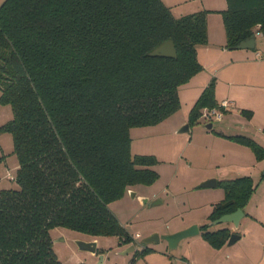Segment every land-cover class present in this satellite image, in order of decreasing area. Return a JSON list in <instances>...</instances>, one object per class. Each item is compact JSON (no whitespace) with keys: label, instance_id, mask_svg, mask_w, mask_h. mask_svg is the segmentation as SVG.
<instances>
[{"label":"trees","instance_id":"obj_1","mask_svg":"<svg viewBox=\"0 0 264 264\" xmlns=\"http://www.w3.org/2000/svg\"><path fill=\"white\" fill-rule=\"evenodd\" d=\"M221 13L226 47L264 35V0H227ZM207 38L206 11L175 17L162 0L0 3V103L12 110L0 133L12 136L17 159L16 187L0 190V264H63L51 247L54 227L134 243L108 204L159 174L154 155L131 151L130 129L180 108L178 88L202 69L197 46ZM168 39L175 58L149 55ZM214 91L212 79L189 125L203 108L219 107ZM228 137L264 158V147L249 137ZM219 184L225 195L209 221L243 210L255 189L246 175ZM228 225L203 224L201 235L220 248L232 233Z\"/></svg>","mask_w":264,"mask_h":264},{"label":"rangeland","instance_id":"obj_2","mask_svg":"<svg viewBox=\"0 0 264 264\" xmlns=\"http://www.w3.org/2000/svg\"><path fill=\"white\" fill-rule=\"evenodd\" d=\"M2 1L0 0V3ZM164 1L172 5V13L176 17L204 10L207 12L209 21L215 19L213 17L220 20L221 9L227 7V0ZM256 37L259 40L262 39L260 33H257ZM229 51L244 50L234 48ZM246 90L255 91L251 87H247ZM237 109L235 108V111H238ZM225 113L223 111L222 115ZM241 115L237 114L236 117L244 120V116L245 120L247 119L245 113ZM253 116L255 120L260 117L258 108H255ZM11 117V107L0 103V125ZM220 119H206L200 115L196 123L189 125L188 131H180L188 122L180 124L179 120L175 121L174 116L156 124L136 126L130 129L131 151L134 154L154 155L156 163L152 168L158 172L159 176L151 184H137L127 189L120 198L108 204L111 212L126 230L133 237L138 236L134 241L138 251L121 253L127 246L121 244L117 237L101 236L97 239V257L99 260V253L104 254L102 264H148L144 259L147 253H153L156 264H170L173 261L174 264H180L181 261H184L180 254L192 236L182 239L175 248H170L163 236L170 234L174 227L190 220H196L201 225L208 224L210 222L208 215L213 203L224 198V188L221 184L214 187H199L202 181L198 180V174L204 172L205 167H202L203 161L195 157L192 152L197 142V127L206 130L205 125L211 122L213 127L217 128L224 123ZM12 147V136L7 132L0 133V190L16 187L15 180H11L7 176L8 173L14 176L17 170V159ZM260 174L264 177V168ZM142 198H146L147 201L144 203ZM156 199H160L161 202L151 205L150 203ZM223 225L224 223H219L208 226V228L217 229ZM243 228L244 224H239L237 229L242 230ZM153 233H158L161 236L160 241L145 245L142 240ZM50 237L52 239L51 247L63 264L91 263L93 261L95 256L92 255L95 254L80 250L75 243L77 239L92 240L93 238L88 234L64 227H54L50 230ZM261 245L264 246V243ZM144 247L149 248V251L145 252L146 254L141 253ZM231 247L228 246V249ZM98 260L95 264L98 263Z\"/></svg>","mask_w":264,"mask_h":264},{"label":"crops","instance_id":"obj_3","mask_svg":"<svg viewBox=\"0 0 264 264\" xmlns=\"http://www.w3.org/2000/svg\"><path fill=\"white\" fill-rule=\"evenodd\" d=\"M162 1L169 8L171 7L172 12V5ZM213 18L215 19L209 21L207 16L206 44L197 46V58L202 69L179 86L178 96L181 106L176 111L177 114L173 113L169 118L174 116L175 121L179 120L180 124L187 123L193 104L203 89L214 79V96L217 103L227 99L232 101L234 106L225 110L226 113L220 119L224 123L217 128L213 127V123L212 127L206 130L197 127L198 137L192 152L195 157L203 161L202 167H205V171L198 174V180L215 178L218 182L246 175L256 184L239 223L244 224V228L234 230L232 223L228 225L230 230L239 233L240 237L231 245L226 242L220 248H214L202 237L200 230L187 241L186 247L180 254L184 261L179 262L180 264H264V246L261 245L264 243L262 242L264 241V177L260 174L264 168V158L258 159L250 146L228 137L243 135L264 147V35L260 33L262 35L260 40L255 36L254 49L232 52L229 50L234 48L226 47L222 14L220 20L217 17ZM247 87L255 91H248ZM235 108H238V111H235ZM255 108L259 109L258 120L253 116ZM241 110L251 111V117L245 120L246 117L243 116L245 121L236 117L237 114L242 116ZM224 116L226 117L223 119ZM193 224H197L200 229L201 224L196 220H190L174 227L170 234ZM136 237L138 236L133 237V241H136ZM128 245L130 244H125ZM228 246L232 247L228 249ZM135 250L138 251L136 246ZM97 254L98 252L92 255L95 257L91 263H85L95 264L98 260ZM152 254L147 253L144 256L148 264H156ZM170 264H174V261Z\"/></svg>","mask_w":264,"mask_h":264},{"label":"water","instance_id":"obj_4","mask_svg":"<svg viewBox=\"0 0 264 264\" xmlns=\"http://www.w3.org/2000/svg\"><path fill=\"white\" fill-rule=\"evenodd\" d=\"M232 48H237V49H254L255 48V36L250 37L249 39H245L237 43L236 45L232 46ZM150 56H158V57H173L175 58L177 56V51L176 47L174 44V41L172 39H168L163 41L162 43L158 44L155 46L150 52ZM212 123L206 124V128H211ZM189 129V124L187 123L180 131H188ZM217 185L216 179L215 178H210L207 180L202 181L199 184V187H214ZM142 201L145 203L147 201L146 198H142ZM160 199H156L152 201L150 204H158L160 203ZM244 216V211L241 208L236 209L235 211L231 213H226L219 218L210 221L208 223V226L216 225L219 223H232L234 230H236L239 226L241 218ZM200 232L199 226L197 224L190 225L182 230H179L175 233L164 235L163 238L167 240L168 245L170 248H175L177 247L178 243L187 237L193 236L195 234H198ZM240 235L232 231L227 244L231 245L233 244ZM161 239V236L158 233H153L147 237H145L142 242L147 245L150 243H156L159 242ZM77 247L80 250L83 251H88L92 254H96L98 252V246H97V240H83V239H77L75 241ZM135 250V244L131 243L130 245L127 246L125 250H123L121 253H129ZM104 259V254L99 253V260L97 264H102Z\"/></svg>","mask_w":264,"mask_h":264},{"label":"built area","instance_id":"obj_5","mask_svg":"<svg viewBox=\"0 0 264 264\" xmlns=\"http://www.w3.org/2000/svg\"><path fill=\"white\" fill-rule=\"evenodd\" d=\"M234 106V103L230 100L224 99L219 103V107H213V108H205V110L201 111V115L204 116L206 119H212L217 118L220 119L222 117V112L232 108ZM9 179L13 180L14 176L10 173L7 175Z\"/></svg>","mask_w":264,"mask_h":264}]
</instances>
